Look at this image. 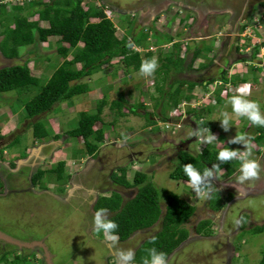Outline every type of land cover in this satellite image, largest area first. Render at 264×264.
I'll return each instance as SVG.
<instances>
[{"label":"rangeland","instance_id":"rangeland-1","mask_svg":"<svg viewBox=\"0 0 264 264\" xmlns=\"http://www.w3.org/2000/svg\"><path fill=\"white\" fill-rule=\"evenodd\" d=\"M34 1L7 0L4 3L5 6H0L2 8V11L0 10L2 12L0 15V40L3 38L1 34L3 26L6 23L14 26L16 16L26 15L29 10L36 8ZM41 1L50 2L51 0ZM84 1L93 2L98 6L105 4L102 0ZM105 1L108 3V7L106 4L104 5L105 12L117 25L118 36L120 38L127 36L128 41H131L133 37H140L141 44H135L132 48L143 53V56L150 51L152 58L158 61L157 69L150 76H142L139 71L129 67L131 73L127 74V66L125 67L117 57L114 60L116 62L114 66L108 63L103 64L99 71L84 79L91 87V91L86 96H75L70 101L56 104L48 113L33 118L27 116L25 105L39 93L40 86L29 87L21 92L14 90L0 93V129L3 125L5 128V130H0V138H2L0 147L4 146L3 151L0 149L3 154L1 159L8 161L18 156H25L31 152L33 147L42 145L43 150L39 152L41 156H44L43 161L46 160L43 168H53L58 161L64 160L66 163L65 173L70 176L79 169L87 170L93 166L97 169L106 165L108 169H104L105 173L111 171L109 169L113 165L127 166V174L131 181H133L137 171L149 174V179L160 192L162 204H164L166 195L170 191L181 195L195 205L196 210L187 222H196L200 217L207 218L203 215L205 210L203 208L205 201L207 202L209 198L194 193L190 187V182L175 180L170 174L176 167L181 150L186 149L197 153L207 145L202 144L199 139L193 136L186 140V136L190 135L193 128L197 127L196 122L200 120L199 115L190 113L189 109L203 110V107L211 109L212 112L202 119L210 118L209 120L216 129H209L218 138L214 143L220 146L227 144L228 140L236 133H245L249 136L248 131L255 130L246 117H238L232 113L231 105L227 101L233 95H241L245 99L257 101L261 111L264 112V7L258 6L263 0H205L206 3L185 0L196 2V8H185L178 3H171L170 5L168 0ZM212 4V9L207 8ZM16 5H22V7L18 8ZM189 5H191L190 2ZM38 18L39 16L36 14L30 19L36 20ZM153 19L154 21H152ZM40 24L44 27L49 25L47 21H41ZM237 31H241L239 48L242 50L239 53H244V55H240L241 60L237 59L238 63L233 64L228 71H223L225 75L228 74L227 78L230 83H226L224 80L222 84L220 82L222 75L220 66L226 65L227 62L223 60L221 63L219 62L220 65L218 64V58L223 54L221 46L223 47L227 40L235 45L233 40L238 38ZM58 39L59 37L52 36L47 42L37 41L35 44L22 46L19 48L20 56L13 59L5 58L0 51V68L30 60L32 75L41 78L40 84L44 85L49 81L48 79L54 71L65 61L63 55L58 53ZM176 42L180 43L181 46L179 56L184 58V68L180 72L171 69L165 76L159 56L164 58L170 54H177ZM256 46H258L257 49ZM248 47L250 49H247ZM196 49H200V55L197 58L194 57ZM256 50L259 52L256 53ZM246 51H249V55ZM73 56V52L70 51L67 59H72ZM254 58L258 62L254 61ZM251 62H255L257 65ZM77 66L81 67V64L78 63ZM204 68L206 70H203ZM234 75H236L235 78ZM208 79H216L215 84L214 81L210 84L208 81L205 84L207 87L203 86L202 82ZM179 80L185 82L184 92L193 96L192 101L191 104L183 102L180 107L170 111L164 106L163 103L166 99L161 97L162 94L158 91L157 85L162 83L161 85L164 86L165 90H170V87L177 85ZM235 80L237 81L234 83ZM191 82H194L195 86L191 87ZM122 93L127 103L122 110L124 114L120 115L117 110L111 109L110 103L111 99H117L122 96ZM103 98H107L108 103L100 113L102 121L97 122L95 128H101L103 123L107 127H105V138L98 149L100 154L98 156H101V159H92V156L87 153L84 139L69 137L66 132L79 124L82 111L96 113L98 104ZM219 98H222V104H219ZM158 99L162 103L156 107V100ZM133 105L139 107V114L129 111ZM168 111L171 112L170 115L174 116V120H164L165 115L169 114ZM225 111L233 115L232 123L234 124L227 131L220 126L219 120H212L218 118ZM145 112L151 114L150 116L156 121V125L151 126L148 123V119L144 115ZM176 117L180 119L177 120ZM38 120H41L49 130L48 138L36 139L34 137L33 124ZM56 134H60L59 141L53 138ZM5 144L7 145L5 146ZM230 146L237 150L244 148L239 143H233ZM252 149L253 158L257 161L261 160L264 144L252 140ZM78 150H83L84 153L79 154L77 153ZM23 170L27 171L26 168ZM237 175H239L238 168L233 175L226 174L224 170L219 172L218 178L214 175L211 178L212 188L209 197L212 191L218 190L220 196L229 201L226 203L227 206H230L234 201L231 199L233 196L236 197L234 198L236 200L239 198V194L245 196L246 193L258 191L257 188L251 190L253 183L246 184L248 181H245L242 186L235 187ZM68 183L64 186L61 183L57 184V181H53V177L47 180L46 185L42 182L43 187L45 185L50 188H58L59 192H63L68 187ZM134 191L137 192L135 188H129L125 190V194L132 193L133 195ZM26 197L16 203L9 198L0 200L1 222L9 225L18 224L20 227L28 228V230L31 228L30 231L33 227L39 228V232L43 229H54L53 225L60 217L57 208L53 209L51 202L40 197L37 201L39 202L38 209L42 208L44 211L36 209V212L31 205L33 196L30 195V198L29 194H26ZM234 206L238 209L247 208L250 211L248 214L247 212L244 213L245 229L236 237L235 246H237L238 256L234 264H259L264 255V231L256 232V228L253 227L257 223L253 221L262 222L264 219V194L257 195L244 203L239 202ZM200 213L203 216H200ZM47 218L53 219L52 224L45 221ZM250 221L254 224L247 227ZM187 222L185 223L186 228ZM58 225L59 230H61L63 226L59 223ZM161 226L160 219L153 231L155 230L156 233L161 229ZM12 232L16 233L15 235L21 234L16 229ZM147 235H142L143 237L146 236L144 240L148 239ZM55 236L59 237L57 233ZM97 237L103 236L97 234ZM141 239L136 240L135 243L142 244ZM209 240L205 238L198 240L196 246H201L200 250L208 251L207 254L212 257V255L214 256L213 252H216L221 246ZM11 247V244H7V247L4 248L0 247L2 251L4 250V255L0 254V264H31L30 259L26 258V254L16 255L19 254L18 249L12 250ZM204 254L201 256L203 257ZM101 256L95 262L96 264L107 263V257ZM31 260L33 264L39 263L35 257ZM66 261L70 262V260ZM196 262L201 261L196 260Z\"/></svg>","mask_w":264,"mask_h":264},{"label":"trees","instance_id":"trees-1","mask_svg":"<svg viewBox=\"0 0 264 264\" xmlns=\"http://www.w3.org/2000/svg\"><path fill=\"white\" fill-rule=\"evenodd\" d=\"M34 2L36 8L29 10L26 15L16 16L14 26H10L8 23L3 26L1 33L3 38L0 42L2 54L8 59L17 58L20 56V47L35 44L37 41L47 42L50 37L57 36L59 37L58 53L63 55L65 61L54 71L48 79L49 81L44 85L40 84L41 78L32 75L29 65L30 60L0 68V93L14 90L21 92L29 87L40 86L39 93L25 105L27 116L30 118L48 113L56 104L59 105L64 101H70L75 96H86L91 91V87L84 79L99 71L103 64L108 63L114 66L116 64L114 60L117 57L125 67L127 66V74L130 72L129 67L139 71L141 62L144 59L152 58L150 51L143 56V53L132 48L135 44H141L140 37H133L131 41H128L127 36L123 38L118 36L117 27L105 12L104 5L98 6L93 2L84 0H51L50 2L35 0ZM1 5L5 6V4ZM16 6L18 8L22 7V5ZM258 6L264 7V0ZM0 10L2 11L1 7ZM36 14H38L39 18L31 20L30 18ZM93 19L98 20L95 21ZM41 21H47L49 25L46 27L41 26ZM180 47V43L176 42L177 54H170L164 58L159 56L165 76L171 69H175L177 72L183 70L184 58L179 56ZM199 50H195V58L200 55ZM70 51L73 52L74 56L72 59H67ZM258 52L259 50H256V53ZM78 63L81 64V67L77 66ZM223 79L226 82L229 81L226 76ZM184 83V81L179 80L177 85L170 87V90H165L164 86L161 85L162 83L157 85L158 91L162 94L161 97L166 99L163 104L170 111L180 107L183 102L191 104L193 96L185 94ZM202 83L203 86H206L204 82ZM190 85L193 87L195 83L191 82ZM156 101V107L162 103L160 99ZM218 102L222 104V98H219ZM107 103V98H103L98 104L96 113L82 111L79 124L66 132L69 137L83 138L87 153L91 156L96 155L100 148V143L105 138V127L107 125L103 123V126L97 129L95 125L97 122L102 121L100 113ZM125 103L127 101L122 93V96L117 99H111L110 107L122 115L124 114L122 110ZM140 105L143 104L140 103ZM138 110L139 107L135 105L129 109L134 114H139ZM189 112L199 115V121H201L202 117L209 115L212 111L210 108L203 107V110L191 108ZM167 113L169 114L165 115V121L175 119L174 116L170 115L171 112L168 111ZM144 115L151 126L157 124L151 118L149 112H145ZM176 118L177 120L180 119L179 117ZM206 119L202 120L206 122L209 128L215 130L216 128L209 120L210 118L206 117ZM253 127L255 130L248 131L249 137L257 143L264 144V127L255 125ZM33 128V135L36 139L48 138L50 132L41 120L36 121L33 124ZM53 138L59 139L60 134H56ZM227 146L234 148L227 144L220 146L213 143L207 144L202 151L197 153L186 149L181 150L176 167L170 176L175 180L190 182L183 173L184 164L192 163L194 167L202 171L206 166L211 167L212 163H219L216 161V153ZM82 151L78 150L77 153H84ZM0 152L2 151L0 150ZM1 157L2 153H0V159ZM65 166V161L61 160L53 168L40 169L34 178V183L36 184L38 180L43 179L46 185L47 180L53 177V181H57L64 186L68 183V178L70 177L68 173H65ZM238 166V161H229L220 165L219 172L224 170L226 174L233 175L237 171ZM127 173V166H119L118 170L113 173V178L120 185L135 187L137 194L130 199H125L120 193L112 192L110 196L102 197L95 209H107L110 214L109 218L115 220L119 225L118 229H116V234L121 240L128 238L137 230L153 226L161 219V229L140 245L131 264H143V259L148 257V250L151 248L165 252L168 257L175 248L188 238L189 231L185 227V223L194 214L196 206L181 195L170 191H168L166 200L162 204L160 192L157 186L149 179V174L137 171L134 174L133 181H131ZM2 186L3 182L0 177V191ZM226 201L220 196L218 190L212 191L208 200L210 208L214 211L223 209ZM208 222V220L201 221L198 229L200 233H209L206 231ZM255 231L263 232L264 227H257ZM260 264H264V257Z\"/></svg>","mask_w":264,"mask_h":264},{"label":"flooded vegetation","instance_id":"flooded-vegetation-1","mask_svg":"<svg viewBox=\"0 0 264 264\" xmlns=\"http://www.w3.org/2000/svg\"><path fill=\"white\" fill-rule=\"evenodd\" d=\"M102 1L103 4L105 3L106 6L108 5L105 0ZM194 1L206 3L205 0ZM168 2H170V5L171 3H178L185 8H196V2L193 1H189L191 5L185 0H168ZM208 7L212 9L213 4L212 6H207V8ZM243 24L246 23L244 22ZM237 32L236 35L238 38L233 40L235 45L227 40V42H225L226 44H223V47L221 46L223 54L218 58V64L223 60L227 62L226 65L222 67L220 66L222 69L221 77H225L223 71H228L233 64L238 63V61H236L237 59L241 60L240 55H244V53H239L242 50L239 48L241 31ZM233 61H235V63H233ZM203 70H206V68ZM208 81H216V79H208L207 81H204V83L206 84ZM189 138L190 135H187L186 140ZM1 139L2 138H0V142ZM7 144H5V146ZM3 148L4 146L0 147L2 151ZM31 153L32 150L25 156H18L8 161L0 159V175L3 182L2 190L0 191V200L2 201L3 199L9 198L12 202L16 203L22 198H27L26 194H29V197L30 195L31 197L33 196L31 205L37 212L36 209L39 207V202L37 201L42 197L45 201L47 200L52 203L53 209L57 208V213L60 217L53 225L54 229H43L40 232L37 227H33L34 230L32 229L30 231L31 228L28 230V228L20 227L18 224H3L0 220V230L15 240L10 241L0 238V247L4 248L7 247V244H11V249L13 248L12 250L18 249L17 252L19 254L16 255L26 254V258L30 259L29 261L31 264V259L33 257L37 258V262H39L38 264H49L47 253H49L51 264H94L101 255L107 257L106 264H116L117 257L114 254V249H131L135 255L137 249L141 245L140 243L136 244V240L138 241L142 238L141 240L144 241L146 236L143 237L142 235L148 234L147 237H151L153 233H155V230L153 231V229L156 224L150 228L138 230L124 240L117 238L116 243L113 245L105 242L103 235V237H97V234L101 235V233H97L95 229L91 228L92 216L96 211L95 207L98 201L102 197L110 196L112 192H114L113 189H120L122 186H119L120 184L113 178V173L119 168L118 165H113L109 169L111 171L108 173L104 172L105 168L108 169L106 165L100 166L97 169H95V166L92 168L90 167L87 170L79 169V171L71 174L68 178L69 183L67 185L68 187H66L67 190L65 189L63 192H59L58 188H50L48 186L43 187V179L38 180L36 184L34 183L36 174L40 168L44 167L46 160L40 161L39 158H36L31 159L27 164L19 165V159L28 158ZM98 155L100 154L97 151L96 155L92 156V159H101V156L99 157ZM257 162L260 164L259 175L255 179L248 180L246 184L253 183V188H251V190H256L257 188L258 191H255L256 193H246L245 196L244 194H239V198L236 200L234 199L236 197L233 196L231 199L234 201L231 205L227 206L226 204L223 209L218 211L211 209L209 202L205 201L203 215L207 218L200 217L196 222H187L189 236L184 242H182V244H180V246L175 248L172 253L168 255V264H234L236 257L238 256L237 246H235L236 237L245 229L244 221L246 222V220L243 218V215L246 212L248 214L249 211L247 208L238 209L234 205L239 202H247V200H250L257 195L264 194V153L261 155V160ZM24 168H26L27 171H24ZM58 183L59 182H57V184ZM38 186L40 187L39 189ZM126 196V199H130L133 195L132 193H129ZM228 202L229 201L226 203ZM40 209L41 211H44V209ZM40 209H38V211ZM107 215L108 217L110 216L109 212H107ZM203 215L200 213V216ZM237 219L239 220V223H236ZM52 220H49V218L45 219L48 223H51ZM203 220L209 221L206 230L209 233H200L198 231L199 225ZM252 221L248 223L247 227H250L249 225L254 223L257 224L253 228L264 227V219L262 222L253 221L254 223H252ZM58 223L63 226L61 230H59ZM14 229H16V231L18 230V233L20 232L21 234L15 235L16 233L12 232ZM56 233L59 237L55 236ZM204 238L207 240L211 239L209 240L210 242H216L221 246L216 252H213L214 256L212 255V257L210 254H207L208 251L200 250L201 246H196V242ZM34 241H41L43 244L40 243L38 246L34 247H27L24 245V243ZM18 242H21L22 245ZM223 250L225 251L222 252ZM0 254H4V250L2 251V249H0ZM201 254H204L203 257ZM30 255L35 256L30 257ZM66 260H70V262ZM196 260L201 262L197 263ZM3 261H5V259H3Z\"/></svg>","mask_w":264,"mask_h":264},{"label":"clouds","instance_id":"clouds-1","mask_svg":"<svg viewBox=\"0 0 264 264\" xmlns=\"http://www.w3.org/2000/svg\"><path fill=\"white\" fill-rule=\"evenodd\" d=\"M5 1L7 0H0V4H4ZM152 21H154V19ZM252 64L256 65L255 62H253ZM157 67H158V61L155 58L146 59L143 60L140 64L139 73L142 76H150L155 72ZM227 75L228 74L225 75L226 78ZM220 82L223 84L224 82L223 77L220 78ZM213 83L215 84V81ZM226 83H230V82L228 81ZM227 103L231 105L232 113L235 116L246 117L247 120L250 121L253 125L258 127H264V112L261 111L260 104L257 101L245 99L241 95H233L229 98ZM212 120H219L220 126L225 131H227L231 125H234L232 123L233 115H230L229 112L227 111L223 112L218 118ZM196 125L197 127L193 128V131L190 133V137L195 136L196 139H199L202 144H209V145L213 144L215 141L218 140L217 136L210 131L205 121L202 120L196 122ZM56 141H59V139H57ZM233 143L242 144L244 146L243 150L240 149L237 150L229 146L220 149L216 153V161H218L219 163H212L211 167L206 166L202 171L194 167L192 163L184 164L183 173L190 181V187L194 193L204 198H209V193L212 188L211 178L214 175L215 177L218 178L220 165L225 164L229 161L239 162V166H238L239 175L236 176L235 187L238 185L242 186L245 181L252 180L258 177L260 171V164L257 162L256 159L253 158L252 138L247 136L245 133H236V135L232 136L228 140L227 145ZM36 147L38 146H35L33 148ZM20 159H26V158H20ZM40 169H44V168L42 167ZM121 188L124 190V193L123 195L121 193L120 194L125 198L127 197L125 195V190L128 188L134 189L135 187H126L122 185ZM135 190L137 189L135 188ZM241 191H243V188H241ZM136 194L137 192L134 191L132 197H134ZM236 223H239L238 219L236 220ZM118 227L119 225L117 224V222L108 217L107 209L105 208H99L98 210L95 211V213L92 216L91 228L95 229L97 233H101L105 238V242L107 243L113 245L116 243L118 238L116 234V229H118ZM148 251H149V255L148 257H145L143 259V264H168V257L165 252L158 251L156 248H151ZM114 254L117 257L116 264H131V262L134 260V253L131 249L128 250L114 249Z\"/></svg>","mask_w":264,"mask_h":264},{"label":"water","instance_id":"water-1","mask_svg":"<svg viewBox=\"0 0 264 264\" xmlns=\"http://www.w3.org/2000/svg\"><path fill=\"white\" fill-rule=\"evenodd\" d=\"M42 147L43 146L41 145V146H38L36 148H33L32 153L28 156V158L19 160V165L27 164L31 159L39 158L40 155H41L39 151L43 150V149H41ZM120 189H113V190L116 191V192H119V193H121L123 195V193H124L123 191L124 190L122 188H120ZM0 238L7 239V240H10V241H15L10 236H7L1 230H0ZM18 243L22 245L21 242H18ZM40 243L43 244L41 241H34V242L24 243V245H26L27 247H34V246H38ZM47 254H48V256H47L48 263L51 264L49 253H47Z\"/></svg>","mask_w":264,"mask_h":264},{"label":"crops","instance_id":"crops-1","mask_svg":"<svg viewBox=\"0 0 264 264\" xmlns=\"http://www.w3.org/2000/svg\"><path fill=\"white\" fill-rule=\"evenodd\" d=\"M251 37H253L252 35H251ZM0 42H1V40H0ZM258 48V46H256V49ZM247 49H250V47H248ZM1 51V50H0ZM2 53V52H1ZM246 53L247 54H249V51H246ZM6 58V57H5ZM243 61V60H242ZM254 61H256V62H258V60L257 59H254ZM257 65V64H256ZM236 77V75H234V78ZM248 83V82H247ZM0 130H5V128H4V125H3V127H1V129ZM33 149V148H32ZM43 149V148H42ZM40 161H42L43 160V158H44V156L42 155H40ZM40 161H39V163H40ZM0 164H1V162H0ZM0 177H1V175H0ZM141 230H143V229H141ZM149 238V237H148ZM145 241V240H144ZM143 241V242H144Z\"/></svg>","mask_w":264,"mask_h":264}]
</instances>
